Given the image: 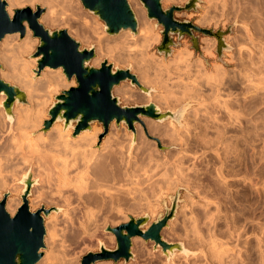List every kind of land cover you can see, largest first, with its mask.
Returning a JSON list of instances; mask_svg holds the SVG:
<instances>
[{"label":"rangeland","instance_id":"1","mask_svg":"<svg viewBox=\"0 0 264 264\" xmlns=\"http://www.w3.org/2000/svg\"><path fill=\"white\" fill-rule=\"evenodd\" d=\"M72 1L74 2L75 0H72ZM138 1L141 4L142 8H144V6L140 2V0H138ZM192 1L193 0H164L163 1V8L165 10L172 8L174 6L185 8L187 6V4H189ZM78 2L80 3V7L77 10V12L66 11V13H65V11H63L64 12L63 13L61 8L58 7V9H57L58 12L60 13L61 17H64L63 19H61V21L58 24H56L58 26H53L50 28L49 26H46L42 22H41V24H43L47 29H49L51 31L66 30V31H68V33L70 32L71 34H69V35L81 44V49H91V48L95 49V51H96V58L95 59L96 60L99 59L100 47L93 40H95L94 34H97V31L99 30L98 34L100 33L99 35H101V33H102L101 36H102L103 42H104V46L102 49L106 53V58L99 62L98 67H100L103 62L107 61L109 64L114 65L115 68H119V69H123V70H127V69L131 70V72L138 77L140 83L145 88L152 90V94L154 95L153 97L158 96V95H165L166 93L171 94L170 93L171 92L170 87L167 88L166 84L160 83V78L161 79L164 78L163 76H167V74L169 73L166 71L164 72L163 70H165V68H169V70L173 69L174 65L176 63V60H174L176 54L189 49L188 52L189 53L191 52L190 54H191L192 64L197 63V62H203V65H205L204 66L205 67L204 72L208 75V78H209L207 80V78H205V76H202V74L204 72H193L195 79L197 78V82H198L197 88H199V87L204 88L205 95L210 94L212 96L215 95V93H217L216 88H219L220 90H222L221 92L224 96H227L228 98L230 97V98L234 99L235 102H238L235 105V111H237L238 117L240 119L238 122H236L237 124H235V122H231L228 119V117H226L225 115L224 116L221 115L222 116L221 119H223L224 122L221 121V122H218L217 124L212 125V124H209L210 120L203 113L202 109H204V106H201V104H199L194 98H191V97H193L192 95H189V94L186 95V94L182 93V95L179 94V95H176L174 97L172 96L173 98L171 101L164 102V101L154 100L151 97L147 96L144 92H142V90L138 86H132L130 81L121 83L118 87L126 86L133 92V96L131 97V99L126 100L124 97L118 95L115 92V89L117 87L114 89V95L120 99V104L123 107L142 106V105H147L149 103H154L162 110V112L166 113V112H170V111L171 112H177L178 110H180L181 108H183L185 106L186 107L185 115H184L183 119L181 120V124L180 125L177 124V125L181 128L182 135L185 134V121L186 120L192 124V127H191L192 132L195 131L196 129H197L196 131L199 130L198 132L195 131V133H200V135H198L199 137H195V135L193 133V135H194L193 136L194 137L193 138V144H196V146L192 145L191 147H189L188 148L189 151L191 148V152H189L188 150H184L182 145L180 146V142L179 143L178 142L177 143L176 142L175 143H165L167 138H165L164 136H159V137L156 136V134L154 132V128L162 127L163 129H168L170 127V122L172 121L171 119H168V120L160 123L154 119L142 117L141 118L142 122L136 123L134 125V129H131L126 123H121L120 125H118L117 122H113L114 125L116 124L115 130H117L116 133L121 136V138H122L121 140H123V141L125 139L127 140V138H129L128 135L134 136L133 139L128 144L129 145L133 144V150L135 153H136V150H135L136 147L143 145V143H145L149 147V148L147 147L145 152H141V154L138 153V154L133 155L134 159L132 160V162H134V163H132L133 169L132 168L131 169L133 171L132 170L131 171L132 172L137 171V172L132 173L130 171L129 173H132V175L130 174V176H132V178H134L135 177L134 174H136L135 179H130V176L128 175V178L130 179V181H128L126 179V177H124L126 182L124 180V182L122 183V181H123L122 180L120 182L118 181L120 184L116 181H115V183H118V184L113 183V185H115L117 187H112V188H115L113 191L114 193H112V195L114 194L113 196H115V194L118 195L120 193L122 194V192L125 193V195L124 194L123 195L127 196L128 198L130 197V198L126 199V197H125L124 199L127 201H125L124 199H123V201L126 204H128L130 202L129 205H131V206L128 207L126 205V207L123 208L125 206V204L123 206L119 205L118 207L121 206V211H120L119 208L117 209V206H116L117 204H116L115 206H116L117 211H116V209H114L115 211H113V213L116 212L114 216L116 217L117 212L120 211L118 216L115 218L116 221H114L113 223L109 222V224L107 226H104V228L103 227H101V229L99 228L98 232L92 238L91 237L90 238L89 237H85V238L82 237L81 238L82 240L86 239L87 245L84 246L82 244L83 246L80 245L81 247L77 246V244L75 245V242H76L75 239L76 238H74V237H76L78 224H76L77 222L74 220V217L70 216V217H72V218H70V219H72V222H71V220L67 221V219L63 220L62 213H64L65 207H63L62 211H60L58 213H56V212L52 213L49 217L55 216V219L57 222L56 223V229H57L56 238L57 239H55V242H57V243L54 242L55 246L54 245L53 246H54V249L58 245L60 246V247H57L58 249L56 248L55 253L58 254L59 256H60V254H62V255L64 254L65 256L67 255V257L70 256L71 259L74 258L72 260L74 262H76V264H81L83 257L86 256L88 253L100 252L101 244H104V245L106 244L105 246L107 249L115 250L117 248L116 237L112 233L107 232V229L109 227L115 228V227H118L122 224L128 223L130 221L131 217L141 218V217L149 216L150 217V223L146 227V228H148L161 215L166 214V209L171 208L173 198L176 196V194L178 192H180V203H179V207H178L176 217L174 220L170 221L168 227H166L162 231V236H163L164 240H166L167 242L183 243L186 246V248L192 252L191 255L185 256V255L181 254L180 252H177L170 259L171 260L170 261L163 254L162 249L160 247L156 250L154 247L155 244L153 242H146L144 239L137 237L133 240L132 252L134 254V258L132 260H130L129 262H125L124 260H121L119 262H114L113 260H108V261L97 262L96 264H162V262H165V261H166L165 262L166 264H170V262L174 263L175 261L178 260L179 257H177V256L179 254H181V256L188 259L189 260L188 263H192L193 261H195L194 259H196L198 257H202V259H204V256H201V255H204V252L206 251V247L199 246L200 244H199L198 240L196 239V237L192 235L193 233L190 232L191 230L187 229V228L191 229V220L192 219L191 220H188V219L193 218V217H191V215L193 216V212H194V218H198L200 220V222L198 220L197 225L199 226L198 230H199V232H201V234H204V233L208 234L207 230H211L210 229L211 227H213V228L218 227L215 230L217 232H219L218 234L222 238H224V239L226 238V240H228L227 238H229V240H231L230 241L231 243L236 241V243L241 244V245L236 246V248H239V246L241 247V248H239L240 251H239V249H236V248L234 250V252L236 254L237 253L240 254L241 258H243V259H240L241 264H252V263L253 264H264V94H263L264 93V87H263L264 86V80H263V82L262 81H260V83L258 82L259 86L262 85L261 87H257V85L254 86V83H252V81L253 82L255 81V83L257 84V81L262 80V78H264L263 77L264 72H262V71H264V53L262 52V51H264V0H242V1L241 0H232V1L231 0H229V1L228 0H198L196 10L187 11L184 9L181 12H176L175 18H176V20H178L180 22H185V21L191 22L195 26H197L201 29L212 31L214 33V35L219 33V32H222L224 42L230 48H224L220 51L219 40L216 36H210V35H206L202 32L192 31V33H193L192 36L185 35L181 39L178 38V35L172 36V39L174 41V46L170 47L171 53L169 56H166L165 52L161 53L159 50V48L162 46V43H163L164 28H163V26L159 25L157 20H150L148 18V13H147L145 8H144V10H145V14H146V19L148 18L147 20H149L153 23V34L155 35V38L157 36L160 37L159 41L154 42V46L148 50H146L144 45L135 43L136 42L135 39L136 40L140 39L139 34L136 36V38L134 40H131V38H129L127 36V35H133V33L131 31L122 32L121 34L116 35V36H110L105 30V23L101 19H99L97 16H95V15L91 14L90 12H88L87 10H85V8H84L83 4L80 2V0H78ZM231 2H232V4H231ZM238 2H239V4H238ZM249 3H250V5H249ZM130 4L133 7V4L131 2H130ZM44 5L45 4H42V3L23 4L21 6H18L14 10L12 17L14 16L16 10L31 8L33 11H37V7L44 9L45 12L42 15V16H44L49 9V6H47V5L44 6ZM225 5H227V6L224 7ZM244 6H245V9H244ZM236 8H237V10H236ZM238 8H239V11H238ZM257 9L260 10V12L262 13V16H263V17H261L262 19H260L259 22H258V19L254 18V16H255L254 14H255V11ZM252 11H254V12H252ZM67 12L69 14L71 13L73 15L74 19L71 18L72 15L71 16L68 15ZM82 12H83V14H82ZM250 12H252L253 14L251 15ZM246 13H248V14H246ZM78 14H80V15H78ZM76 15L79 17H77ZM83 15H85L84 18H83ZM68 16H70V18ZM41 19H42V17H41ZM63 20H64V22H63ZM243 20L246 23H249L248 26L244 27L245 24H244ZM70 22H71V24H70ZM75 24H76V26H75ZM93 26L95 28H93ZM242 26L244 27L245 30L243 29ZM96 27H97V29H96ZM225 27H227V28H225ZM70 28H72V29H70ZM70 30H72L73 32ZM251 30H252V32H251ZM28 31L31 33V39L37 40L35 47L33 46L34 48L30 52H28V53L26 52V54L25 53L23 55L18 54L20 56L19 58H17L15 53H13L12 51H10V53L7 52L6 56L9 58V62L14 64V65L19 66L22 63H25V64H27V66H30L31 67V74L34 75V77H36V74L34 73V71L38 69V59L35 58V54L37 52L38 46L40 45V40L37 38H34L33 32L31 30H29V28H28ZM248 32H250V34H251L249 36L247 35V39L249 41V45H248L249 47L248 48H250V46H252V44L254 43L255 49H253L254 52H252V53H254V54L252 57H255V58H253V60H252V58H248L249 56L246 55L245 58L248 56L247 57L248 59L247 58L244 59L245 61L242 60V61L236 62V63L234 61L231 62L229 60V58L227 57V54L228 53H231V54L232 53H238V46L232 42L227 41V38H229L231 36H237V35H241V36L244 35V37H246V34ZM15 35L18 36L19 43L24 42L25 39L27 38V34L24 37H21L20 34H15ZM11 36H14V35H9L8 37H11ZM96 36H98V35H96ZM251 36H252V38H250ZM10 39L11 38H5L4 41L0 44V58H1L2 50L5 51L10 46L14 45V43H12ZM257 39L258 40L260 39V40L258 41ZM211 40H213L212 43L214 41L216 43V45L211 49L212 54L206 52L204 49L205 46L209 45V42ZM28 41H31V40H28ZM244 41H247V40H244ZM253 41H257V42H253ZM255 45H256V47H255ZM207 53H208V55H207ZM260 57H262V59ZM95 59L93 61H96ZM258 59H260V60H258ZM156 60L160 61V62H157ZM261 60H262V62H261ZM93 61L90 63L91 66H93V63H94ZM258 62H259V66H258L259 70L256 68L258 65ZM0 64L2 66L1 70L3 72L6 71L4 68V67H6L5 61L0 59ZM244 65H247V66L244 67ZM248 65H251V66L248 67ZM254 65H255V67H254ZM156 66H158V67H156ZM216 66H220V69L223 70L220 75H217ZM250 67H251V69H250ZM253 69L255 71H253ZM58 70H61V72H63V75H64L63 69H58ZM150 70H152V71H150ZM46 71H56V70L47 68L46 70H44L41 73V75L39 77L35 78V80H39L40 78H42L44 76V73H47ZM170 73H173V72L171 71ZM258 73L259 74L262 73V75L260 74V76H259ZM250 74H253V75H250ZM254 74H256V76ZM0 75H1V72H0ZM161 75H163V76H161ZM246 76H250V77H246ZM64 77H65L67 83L74 82L75 85L70 86L69 88L59 87L57 92H54L52 94L51 100L49 99L50 101L48 102V104H46L44 106V109L48 111L47 117L44 118V122H43L44 130L46 129L45 123L47 121L51 120V117L49 115V110H50L51 106L55 103V101H56L55 98L59 95H62L64 91H68L72 88L78 87V84H77L75 78L72 79V81H68V79L66 78L65 75H64ZM253 77L255 78V80ZM257 77H258V79L261 77L262 78L258 80ZM149 81H151V82H149ZM220 81H222V82H220ZM13 82L14 81H12V80L9 81V83H11L12 85L18 86L21 89V86L19 83L17 84L16 82H14V83ZM261 82H262V84H261ZM222 84H224V85H222ZM213 85H215V86H213ZM217 85H220V86L217 87ZM258 89H259V91H258ZM21 90H23L25 92V90L23 88ZM167 90H168V92H167ZM223 92H225V93H223ZM26 95H27V93H26ZM261 95H263V96H261ZM139 96L144 97L146 100L147 99L148 100L146 102L141 103V102H139V99H138ZM178 97H179V99H178ZM158 101L160 104L158 103ZM258 101H259V103H258ZM27 104H29V102L26 103L25 105H27ZM16 107L17 106H15V108ZM15 108H14V116H16ZM195 110L196 111L198 110V112L200 110V112H199L200 114L198 112L196 113ZM196 114L201 116V117L197 116ZM195 116L198 120L195 118ZM4 118H5V121H4ZM15 119H16V117H15ZM195 120H197V121H195ZM0 121L3 122L4 124H6V126H8V121L6 120V116L4 113H3V117L2 118L0 117ZM14 123H15V121H14ZM96 123H99V122H96ZM112 124L110 125L108 131L106 132L104 125L102 123H99L100 128L102 130H101V133L98 135V140H97L98 145L95 146V149L99 150L102 147L104 141L111 135V133L113 132ZM234 124H235V126H234ZM73 125H72V128H73L72 130H73V136H74V134H75L74 128L77 126V123L74 122ZM210 125H211V127H210ZM217 125H219V126H217ZM193 126H196V127L193 128ZM208 127L211 129H208ZM218 127H223V128H218ZM224 127H226V128H224ZM203 129H205V130H203ZM217 129L220 130L219 138H217L218 136L216 134ZM49 130H47V131H49ZM237 131H239V132H237ZM201 133H202V135H201ZM37 134H38V132H36V135ZM222 135H224L225 137L224 136L221 137ZM136 138H137V140H136ZM221 138H223V139H221ZM202 141H203V143H202ZM204 142H207V143H204ZM221 142H225V143H222L224 146L221 144ZM217 143L221 144V145H219V144L217 145L218 146V148H217L218 154L213 153V152H216V150L214 151L213 149L215 148ZM134 146H136V147H134ZM150 147H152V148L150 149ZM210 147H211V149H210ZM223 147H225V148H223ZM181 148H183L184 151ZM185 151H187L188 153ZM223 151H225V152H223ZM177 153H179V154H177ZM152 154H153V156H152ZM175 154H177V156ZM194 154H195V156H194ZM226 154H228V156ZM36 155L37 154L33 155L32 157L34 158V156H35V159L37 157H40L39 155H37V157H36ZM136 155L137 156L139 155V156H138V158L136 157V159H135L134 156H136ZM44 156L48 157L47 154L46 155L44 154ZM173 156L174 157L176 156V157L173 159ZM154 158H155V160H154ZM209 160H210V163H209ZM158 161H160V162H158ZM219 161H220V163H219ZM217 162L219 163V165L217 164ZM177 163L179 164V166H181V165L185 166V168L182 167V169H181L179 167V169H180L179 170ZM180 163H186V164L180 165ZM136 164L137 165L139 164V165L137 166ZM174 164L176 165V167ZM188 164H189V167L191 165H193L190 167L191 169L188 167ZM220 164L221 165L223 164V166H222L223 168L222 167L221 168L216 167V166H220ZM135 165L138 168H136ZM163 166L165 168H163ZM195 166H197V167H195ZM18 167H20V168H18ZM18 167L16 168L17 169L16 173L17 172L19 173V177H16V178L22 179V176H24L29 171L28 170L29 168H26L27 166L24 164L23 165L20 164ZM146 167L149 168L148 171L146 170L147 169ZM170 167H172V168H170ZM214 167H215V169H218V170H214ZM174 168H176V169H174ZM19 169H20V171H19ZM150 169H151V172H150ZM165 169H166V172H168V173L165 172ZM186 169H189V171L188 170L186 171ZM221 169H224V170H222V172L224 174H227V175H225V179L223 178L224 181L226 182V177H227V182L225 183L226 187L224 186V182L221 181V180H223L222 177L218 176L220 174L223 175V173L220 172ZM226 169H229V170H226ZM178 170H179V172L181 171L180 172L181 174L177 173ZM182 170L185 172L183 173ZM194 170L197 171V174L195 173L196 171L194 172ZM143 171H145L147 173H145V172L143 173ZM171 171H173V172L176 171V172L171 173ZM190 171H192V172H190ZM215 171L218 172V174ZM225 171H227V172H225ZM230 171H232V173H230ZM152 172H153V174H151ZM18 173L16 174L17 176H18ZM161 173L166 174L168 176V178L166 175L164 176ZM20 174H21V176H20ZM182 174L184 175V178H182L183 177ZM190 174H192V175H190ZM229 174H231V175L229 176ZM150 175L153 177L151 178ZM157 176H158V179L155 178ZM161 176H162V178H161ZM180 176H181L182 180L184 179V181H185V179H186V181H185L186 183L181 180ZM190 176H192L193 178ZM199 176L200 177L204 176V177L199 178ZM239 176L241 178H238ZM169 177H170V180H169ZM173 177H176V178H173ZM136 178H139V179H136ZM140 178H142V179H140ZM217 178H221V179H217ZM231 178H233V179H231ZM37 179H38V181L40 180V182L36 185V187L44 188L47 185L46 189H47V187L49 188L48 183H46V185H45V183L44 184L41 183L40 177H37ZM166 179H168V180H166ZM196 179L198 181V184H197V182L194 184V182L192 181V180L196 181ZM199 179H202L203 181L201 180L202 182H200ZM141 182H142V184H141ZM171 182L173 183V185ZM124 183H127L128 186L126 184L124 185ZM192 183L194 184L193 187H192V185H193ZM199 183H201V184H199ZM229 183H231V184H229ZM18 184H21V183L18 182ZM41 184L44 185V187ZM121 184H123V185L120 186ZM196 185H198V186H196ZM21 186H22V184H21ZM50 187L52 189H54V187H52L51 185H50ZM120 187H122V188L120 189ZM141 187L143 188V190ZM34 188H35V186H34ZM34 188L32 190V193H34L33 192ZM51 188H50V190L48 189V191H50V192L53 191V190H51ZM116 188L118 190H116ZM123 188H124V190L125 189L130 190L132 188L133 189L131 191L125 190V192H124ZM196 189H198V190H196ZM133 190H134V192H133ZM23 191H24V189H23ZM23 191L21 192V195H22ZM138 191L139 192L141 191V193H143V194H141V196H140L139 195L140 193ZM198 191H200V192H198ZM206 191H207V193H206ZM127 192L129 194H127ZM204 192L206 195L203 194ZM6 193H9V191L5 190L3 192V194L0 197V201L3 199V197ZM201 194H203V195H201ZM11 195L12 194L10 193V197H11ZM129 195H131V196H129ZM220 195H222L223 197ZM142 196H144V197H142ZM32 197H33V194L30 196V198H32ZM117 197L118 196H116V198ZM187 197H189V198L187 199ZM202 197H204V198H202ZM141 198H143V199H141ZM207 198H208V200H207ZM49 199H47V201H44L43 202L44 205L42 204L37 210L41 209L42 207H45L46 209L59 208V206L56 205L55 203H50L52 200L50 201ZM117 199H119V202L121 204L124 203V202L120 201V200H122V198H117ZM210 199H212V200H210ZM128 200H131V201L128 202ZM190 201L192 202V204ZM207 201L209 203H212L210 205L209 209L206 210V211L210 210L207 213H208V215L210 214L209 215L210 221H211V219H214V220H212V223L208 222L209 221V220H207L208 215L206 217L205 214H203V212H205V211H201L197 207L198 205L206 203ZM29 202H30V200H29ZM45 203H47V204H45ZM117 203H118V200H117ZM120 203H118V204H120ZM214 203H216V204H214ZM215 205H218V206H215ZM194 206L196 208H194ZM196 209H198L200 211L197 212L198 210L196 211ZM37 210H35V211H37ZM190 211H192V212H190ZM200 212H202V214ZM195 213L197 215H195ZM198 213H200L201 215L198 216ZM184 214H187V215L184 216ZM119 215L122 216L123 218L120 217ZM189 215H190V217H189ZM124 216L126 219L124 218ZM212 216H214V217L211 218ZM184 217H185V219H187V218L188 219L185 220ZM202 217H203V219H202ZM229 217H232V218H229ZM48 218H46V221H48ZM112 219L114 220V218H112ZM225 220H227V221H225ZM213 221L215 222V224L213 223ZM229 222H233V223L231 224ZM200 223H202V224L200 225ZM208 223L210 225L211 224L212 225L210 226ZM226 223H227V226H226ZM235 223L237 224V226ZM228 225L230 228L229 230H228ZM232 225H234V227ZM176 226H177V228H176ZM184 226H186L187 228ZM231 226L233 229L231 228ZM73 228H74V230H73ZM236 228H238V231ZM46 230H47V228H46ZM186 230L189 231L188 234L185 233V232H187ZM230 230H231V232H230ZM240 230H241V232H240ZM220 231H221V233H220ZM232 231H234V232L236 231V233H235L236 235L240 232V235L242 234L243 236L241 235V237L239 236V238H237L238 236H235V234H234L233 236H235V237H233L231 235L232 236V239H231L229 234L233 233ZM70 233H72L73 235ZM189 233H191V234H189ZM61 234L63 236H61ZM176 234H177V236H176ZM207 234H205V235H207ZM70 235H72V236H70ZM186 235H188V236H186ZM184 236H186V237H184ZM63 237H64V239H63ZM72 237L74 238V240ZM102 237H103V239H102ZM104 237L106 238V240L110 241V245H107L106 240H104ZM46 238H48V233L46 235ZM187 238H189V239H187ZM235 238H237V239H235ZM58 239H59V241H58ZM60 239H63V241ZM237 240H238V242H237ZM46 241L47 240H45V248L42 249V252L44 254L43 258L45 257L46 253L49 250L48 245L46 244L47 243ZM60 241H61V243H60ZM184 241H185V243H184ZM189 241L190 242L192 241V242L190 243ZM193 241L196 242V246H195V242H193ZM62 242H65V243H62ZM71 242H72V244L74 243L73 244L74 246L71 244ZM89 242L91 245H88ZM236 243H233V244L235 245ZM61 244L63 247L61 246ZM233 244H231V245L234 246ZM64 246L68 247V249L66 247L64 248ZM75 247H77L78 249ZM201 247H203V248H201ZM59 248H60V250L65 249V250H61L64 253H62L59 250ZM69 251L74 255H72ZM236 251H239L240 253L236 252ZM69 254H71L72 256ZM150 254H152V255H150ZM58 255H57V257H58ZM62 257L63 256H61V259H62ZM70 257H68V258H70ZM190 257H192V258H190ZM150 258H152V259H150ZM190 259H192V260H190ZM155 260H156V262H155ZM204 261H205V259H204Z\"/></svg>","mask_w":264,"mask_h":264},{"label":"bare ground","instance_id":"2","mask_svg":"<svg viewBox=\"0 0 264 264\" xmlns=\"http://www.w3.org/2000/svg\"><path fill=\"white\" fill-rule=\"evenodd\" d=\"M132 4H133V10L134 13L138 19L139 22V37L140 39H135L137 35H127L129 38H131V40L135 39V43L137 44H142L145 46L146 50L150 49L151 47L154 46V42H158L160 37L157 36L155 38V35L153 34V23L149 20L146 19V14H145V10L144 8H142L141 4L139 3L138 0H129ZM229 1V0H228ZM232 1V0H231ZM242 1V0H241ZM8 2V12L10 13V15L12 16L14 10L18 7L21 6L23 4H36V3H42L45 4L47 6H49V9L47 11V13L42 16V19L40 20V23H44L46 26H49L50 28L53 26H58L56 24H58L61 19H63L64 17H61L60 13L58 12V7L61 8L62 12L65 11H72V12H77V10L80 7V3L78 2V0H75L74 2L72 0H7ZM81 2V1H80ZM248 2V1H247ZM250 2V1H249ZM259 2V1H258ZM244 3V2H243ZM255 3V2H254ZM230 4V3H229ZM228 4V5H229ZM232 4V2H231ZM239 4V2H238ZM260 4V3H259ZM258 4V5H259ZM44 5V6H45ZM234 5V4H233ZM250 5V3H249ZM227 5H225L224 7H226ZM232 6V5H231ZM243 6V5H242ZM233 7V6H232ZM253 7V6H252ZM251 7V8H252ZM260 7V6H259ZM228 8V7H227ZM249 8V7H248ZM245 9V6H244ZM250 9V8H249ZM225 10V9H224ZM237 10V8H236ZM241 10V9H240ZM226 11V10H225ZM228 11V10H227ZM239 11V8H238ZM245 11V10H244ZM237 12V11H236ZM254 12V11H252ZM252 12L251 15L253 14ZM64 13V12H63ZM228 13V12H227ZM238 13V12H237ZM68 15H72L71 13L69 14L67 12ZM74 14V13H73ZM83 14V12H82ZM231 14V13H230ZM239 14V13H238ZM245 14V13H244ZM248 14V13H246ZM80 15V14H78ZM242 15V14H241ZM254 18L258 19V22L260 19H262V13L260 12V10H256L255 14H254ZM65 16V15H64ZM70 16H68L70 18ZM77 16V15H76ZM85 15H83L84 18ZM67 17V16H66ZM79 17V16H77ZM73 15H72V17ZM233 18V17H232ZM247 18V17H246ZM78 19V18H77ZM80 19V18H79ZM234 19V18H233ZM249 19V18H248ZM66 20V19H65ZM245 20V19H244ZM243 20V21H244ZM85 21V20H84ZM88 21V20H87ZM232 21V20H231ZM64 22V20H63ZM89 22V21H88ZM248 22V21H247ZM251 22V21H250ZM71 24V22H70ZM96 24V23H95ZM231 24V23H230ZM244 27L248 26L249 23H246L244 21ZM62 25V24H61ZM60 26V25H59ZM66 26V25H65ZM72 26V25H71ZM70 26V27H71ZM76 26V24H75ZM239 26V25H238ZM252 26V25H251ZM62 27V26H61ZM92 27V26H91ZM243 27V26H242ZM243 27V29H244ZM93 28H95L93 26ZM227 28V27H225ZM241 28V27H240ZM72 29V28H70ZM74 29V28H73ZM77 29V28H76ZM97 29V27H96ZM78 30V29H77ZM93 30V29H92ZM241 30V29H240ZM245 30V29H244ZM72 31V30H70ZM261 31V30H260ZM73 32V31H72ZM93 32V31H92ZM95 32V31H94ZM99 30L97 31V34H94V39L93 41H95L99 47H100V51H99V59H95L96 61H93V66L98 67L99 62L102 61L103 59L106 58V53L104 52V50L102 49L104 46V42H103V38H102V33L101 35L98 34ZM237 32V31H236ZM252 32V30H251ZM263 32V31H262ZM75 33V32H74ZM81 33V32H80ZM105 33V32H104ZM241 33V32H240ZM69 34H71L69 32ZM85 34V33H84ZM239 34V33H238ZM242 34V33H241ZM76 35V34H75ZM82 35V34H81ZM98 35V36H96ZM247 35H251L250 32H248L246 34V37L241 36V35H237V36H231L229 38H227V41L232 42L234 44H236L238 46V53H228L227 57L229 58V60L232 62L234 61L236 62H240L244 59H246L248 56V58H255L252 57L254 53V43L252 44V46H250V48H248L249 46V41L247 39ZM254 35V34H253ZM256 35V34H255ZM259 35V34H258ZM9 36V35H8ZM6 36V38H11V42L14 43L13 46H10L9 48H7L5 51L2 50L1 53V60L5 61V70L6 71H0L1 72V78L3 80H5L6 82H9L10 80L16 82L17 84L19 83L21 86V89L23 88L25 90V92L27 93V98H28V102L29 104L25 105V104H18L17 107L15 108V114H16V119H15V123L14 124H10L8 122V126H6V124H4L3 122L0 121V197L3 194V192L5 190L9 191V193H11V197L8 199L7 202V211L13 216L15 215V213L17 212V210L20 208V206L22 205V198H21V192L23 191V189H25V185L18 184V182H21L23 179H17L16 177H19V173L18 176L16 175V171H17V167L21 164V165H26V168H29L28 170H31L33 173V179L32 181L35 182H40V180L38 181L37 177L41 178V183H48L49 188L46 186L44 187V185H42L44 188L42 187H36V184H34L35 188H34V193L33 197L30 198V209L32 212H34L35 210H37L44 201H47V199H49L51 202L50 203H55L56 205L59 206V209L62 211V208L65 207L64 213H62L63 216V220L67 219V221L71 220L72 222V217H74V220L77 222L76 224H78L77 226V232H76V242L75 245L77 244V246L80 245H87L86 244V239H81L82 237H93L99 230V228L101 229V227L104 228V226H107L110 223H113L114 221H116V217L118 216L119 212L121 211V206L118 207L119 205H124L125 206L123 208L126 207V205L129 207L131 205L128 200V204H126L123 199L126 197V199L128 198L127 196H124L125 193L122 192V194H115V196L112 195V193H114V189L112 187H117L115 185H113V183L116 182H120L122 181V183L124 182L125 178L130 181V179H135L136 174L134 178H132V176H130V174L132 175V173H136V172H132L133 168H132V160L133 155L138 154L141 152H145V150L147 149L148 145H146L145 143H143V145L136 147V153L133 150V144L129 145L128 143H130V141L133 139V135H128L129 138H127V140L125 139L124 141L121 140V136L118 135L116 133L117 130H115V125L114 123L112 124V128H113V132L111 133V135L104 141L103 145H102V149L97 150L95 149V146L98 145L97 140H98V135L101 133V128L99 123H94L91 127L90 130H86L83 131L80 135L78 136H73V128H65L64 126V121H57L52 128L49 131H45L44 130V126H43V122H44V118L47 117V110L44 109V106L46 104H48V102L51 100L52 94L54 92H57L59 87H63V88H69L70 86L75 85L74 82L71 83H67L66 79L63 75V72H61V70H56V71H46L47 73H44V76L42 78H40L39 80H35L34 75L31 74V67L27 66V64L22 63L21 65L17 66L14 65L12 63L9 62V58L6 56L7 52L10 53V51H12L13 53H15L16 57L19 58V55H23L24 53L26 54V52H30L36 45L37 40H32L31 39V33L29 31H27V38L25 39L24 42L19 43V39L17 35L8 37ZM259 37V36H258ZM252 38V36L250 37ZM249 38V39H250ZM92 39V38H91ZM31 40V41H28ZM247 40V41H244ZM251 40V39H250ZM258 40V39H257ZM260 40V39H259ZM258 40V41H259ZM213 40H211L209 42L208 46H205L204 49L206 52L212 54L211 49L216 45L215 41L212 43ZM252 41V40H251ZM262 41V40H261ZM253 42H257V41H253ZM263 42V41H262ZM251 44V43H250ZM260 45V44H259ZM262 45V44H261ZM34 46V47H33ZM256 47V45H255ZM187 49V48H186ZM189 50V49H188ZM188 50L186 51H182L178 54H176L174 60H176V63L174 65V68L169 70V68H165V70H163L164 72H169L167 74V76H163L164 78H160V83L161 84H166L167 88L170 87L171 90V94L166 93L165 95H158L153 97L154 95L152 94L151 97L154 100H159V101H164V102H169L172 100V98L176 95H179L182 93L183 94H189L192 95L199 104H201V106H204L203 113L204 115L210 120L209 124H217L218 122H224L223 119H221L222 116H226L228 117V119L231 122H235V124H237L236 122L239 121V117H238V113L237 111H235V105L238 102H235L234 99L232 98H228L227 96H224L222 94V90H220L219 88L217 89V93H215V95H205V91L204 88H197L198 87V82H197V78L195 79L193 72H204L205 71V65H203V62H197V63H193L191 62V52L189 53ZM262 51V50H261ZM264 53V51H262ZM207 53V55H208ZM19 54V55H18ZM248 55L246 58L245 56ZM13 56V55H12ZM108 57V56H107ZM154 57V56H153ZM247 58V59H248ZM258 58V57H257ZM262 59V57H260ZM108 59V58H107ZM260 60V59H258ZM16 61V60H15ZM157 61V60H156ZM245 61V60H244ZM160 62V61H157ZM227 62V61H226ZM253 62V61H252ZM251 62V63H252ZM262 62V60H261ZM164 63V62H163ZM168 63V62H167ZM229 63V62H228ZM247 63V62H246ZM242 64V63H241ZM255 64V63H254ZM261 64V63H260ZM217 65V64H216ZM164 66V65H163ZM247 65H244V67ZM251 65H248V67ZM253 66V65H252ZM259 66V62L257 65V69ZM148 67V66H147ZM158 67V66H156ZM167 67V66H166ZM243 67V68H244ZM255 67V65H254ZM164 68V67H163ZM197 68V69H196ZM253 68V67H252ZM255 68V69H256ZM263 68V67H262ZM156 69V68H155ZM251 69V67H250ZM256 69V70H257ZM249 70V69H248ZM259 70V69H258ZM257 70V71H258ZM152 71V70H150ZM173 73H170V72ZM223 70L220 69V66H216V72L217 75H220L222 73ZM253 71H255L253 69ZM210 72V71H209ZM245 72V71H244ZM248 72V71H247ZM250 72V71H249ZM259 72V71H258ZM264 72V71H262ZM243 73V72H242ZM256 73V72H255ZM204 74V75H203ZM202 74V76H205V78H208V75L204 72ZM248 74V73H247ZM259 74V73H258ZM262 75V73H260ZM259 74V76H260ZM264 74V73H263ZM210 75V74H209ZM226 75V74H225ZM243 75V74H242ZM245 75V74H244ZM253 75V74H250ZM256 76V74H254ZM216 76V75H215ZM258 76V75H257ZM210 77V76H209ZM217 77V76H216ZM246 77H250V76H246ZM264 77V76H263ZM148 78V77H147ZM254 78V77H253ZM262 78V77H261ZM259 78V79H261ZM215 79V78H214ZM258 79V77H257ZM258 79V80H259ZM204 80V79H203ZM216 80V79H215ZM218 80V79H217ZM220 80V79H219ZM222 80V79H221ZM253 80V79H252ZM251 80V81H252ZM255 80V78H254ZM264 78H262V80L257 81V84L255 83V81L252 83H254V86L257 85V87H261L258 84L260 83V81L263 82ZM159 81V80H158ZM13 82V83H14ZM151 82V81H149ZM219 82V81H218ZM222 82V81H220ZM248 82V81H247ZM250 82V81H249ZM259 82V83H258ZM261 82V84H262ZM221 84V83H220ZM224 85V84H222ZM165 86V87H166ZM200 86V85H199ZM215 86V85H213ZM220 85H217V87ZM203 87V86H202ZM264 87V86H263ZM261 89V88H260ZM211 91V90H210ZM225 91V90H224ZM255 91V90H254ZM259 91V89H258ZM263 91V90H262ZM115 92L124 97L126 100L131 99V97L133 96V92L126 86H121V87H117L115 89ZM168 92V90H167ZM165 93V92H164ZM225 93V92H223ZM228 93V92H227ZM264 94V93H263ZM148 96V95H147ZM173 96V97H172ZM234 96V95H233ZM263 96V95H261ZM182 97V96H181ZM226 97V98H225ZM176 98V97H175ZM189 98V97H188ZM190 98V99H191ZM6 97L4 95H2L0 97V117H3V113L6 116L5 113V109L3 108V102L5 101ZM50 99V100H49ZM139 102L143 103L146 102L147 100L144 97L139 96ZM177 99V98H176ZM179 99V97H178ZM237 99V98H236ZM150 100V99H149ZM261 100V99H260ZM158 101V103H159ZM178 101V100H177ZM192 101V100H191ZM190 101V102H191ZM162 103V102H161ZM259 103V101H258ZM160 104V103H159ZM169 104V103H168ZM157 106V105H156ZM170 106V105H169ZM175 106V105H174ZM197 106V105H196ZM166 107V106H165ZM170 108V107H169ZM203 108V107H202ZM166 109V108H165ZM201 110V109H200ZM199 110V112H200ZM169 111V110H168ZM196 111V110H195ZM171 112V111H170ZM194 112V111H193ZM198 112V110L196 111V113ZM198 112V113H199ZM240 112V111H239ZM202 113V114H203ZM200 114V113H199ZM242 114V113H241ZM197 115V114H196ZM222 115V116H221ZM243 115V114H242ZM199 116V115H197ZM188 117V116H187ZM201 117V116H199ZM198 117V118H199ZM196 118V116H195ZM188 119V118H187ZM192 119V118H191ZM197 119V118H196ZM203 119V118H202ZM226 119V118H225ZM6 120H7V116H6ZM198 120V119H197ZM195 120V121H197ZM201 120V119H200ZM5 121V118H4ZM202 121V120H201ZM205 121V120H204ZM203 121V122H204ZM193 122V121H192ZM206 122V121H205ZM208 122V121H207ZM226 123V122H225ZM228 123V122H227ZM234 124V126H235ZM240 124V123H239ZM164 125V124H163ZM194 125V124H193ZM198 125V124H197ZM205 125V124H204ZM229 125V124H228ZM74 126V125H73ZM219 126V125H217ZM226 126V125H225ZM192 124L189 121H185V134L182 135L181 133V128L177 125V123L171 121L170 122V127L168 129H163L162 127H157L154 128V132L156 134V136H164L166 139L165 143H179L180 142V146L182 145L184 150H188L189 151V147H191L193 144V136L195 135V137H199L198 135H200V133H195V131L192 132ZM196 126H193V128ZM200 127V126H199ZM204 127V126H203ZM211 127V125H210ZM216 127V126H215ZM228 127V126H227ZM205 128V127H204ZM217 128V127H216ZM218 128H223V127H218ZM226 128V127H224ZM208 129H211L208 127ZM215 129V128H214ZM205 130V129H203ZM223 130V129H222ZM230 130V129H229ZM228 130V131H229ZM199 131V130H198ZM196 131V132H198ZM36 132H38V134L36 135ZM239 132V131H237ZM250 132V131H249ZM194 133V135H193ZM204 134V133H203ZM211 134V133H210ZM209 134V135H210ZM214 134V133H213ZM217 138H219V134H220V130L217 129ZM222 134V133H221ZM202 135V133H201ZM142 136V135H141ZM224 135H222L221 137H223ZM203 137V136H202ZM208 137V136H207ZM210 137V136H209ZM225 137V136H224ZM140 138V137H139ZM202 139V138H201ZM205 139V138H204ZM209 139V138H208ZM223 139V138H221ZM137 140V138H136ZM219 140V139H218ZM129 141V142H128ZM141 141V140H140ZM144 141V140H143ZM165 141V140H164ZM220 141V140H219ZM226 141V140H225ZM214 142V141H213ZM197 143V142H196ZM203 143V141H202ZM207 143V142H204ZM220 143V142H219ZM217 143L216 146L219 144ZM225 143V142H221ZM163 144V143H162ZM198 144V143H197ZM219 144V145H221ZM136 145V144H135ZM177 145V144H176ZM212 145V144H211ZM223 145V144H222ZM153 146V145H152ZM156 146V145H155ZM198 146V145H197ZM209 146V145H208ZM213 149L214 151L216 150V152L213 153H217L218 154V146ZM224 146V145H223ZM201 147V146H200ZM212 147V146H211ZM210 147V149H211ZM220 147V146H219ZM97 148V147H96ZM149 148V147H148ZM152 147H150L151 149ZM183 148H181L183 150ZM195 148V147H194ZM225 148V147H223ZM198 149V148H197ZM200 149V148H199ZM205 149V148H204ZM203 149V150H204ZM183 150V151H184ZM134 153H133V152ZM193 151V150H192ZM208 151V150H207ZM187 152V151H185ZM191 152V148L190 151ZM196 152V151H195ZM204 152V151H203ZM220 152V151H219ZM225 152V151H223ZM147 153V152H146ZM188 153V152H187ZM201 153V152H200ZM221 153V152H220ZM39 155L40 157H37L36 155V159L35 156L34 158L32 157L33 155ZM44 154L48 155L44 156ZM139 154V155H140ZM143 154V153H142ZM156 154V153H155ZM179 154V153H177ZM177 154H175L177 156ZM183 154V153H182ZM191 154V153H190ZM199 154V153H198ZM197 154V155H198ZM216 154V155H217ZM138 155V156H139ZM146 155V154H145ZM159 155V154H158ZM174 155V154H173ZM187 155V154H186ZM200 155V154H199ZM204 155V154H203ZM207 155V154H206ZM220 155V154H219ZM218 155V156H219ZM228 156V154H226ZM138 156H134L135 159L136 157L138 158ZM142 156V155H141ZM153 156V154H152ZM175 156V157H176ZM195 156V154H194ZM221 156V155H220ZM219 156V157H220ZM151 157V156H150ZM171 157V156H170ZM173 156V159L175 158ZM197 157V156H196ZM207 157V156H206ZM223 157V156H222ZM141 158V157H140ZM153 158V157H152ZM183 158V157H182ZM198 158V157H197ZM196 158V159H197ZM200 158V157H199ZM214 158V157H213ZM218 158V157H217ZM228 158V157H227ZM160 159V158H159ZM163 159V158H162ZM168 159V158H167ZM219 159V158H218ZM223 159V158H222ZM153 160V159H152ZM155 160V158H154ZM139 161V160H138ZM177 161V160H176ZM175 161V162H176ZM143 162V161H142ZM141 162V163H142ZM160 162V161H158ZM167 162V161H166ZM181 162V161H180ZM183 162V161H182ZM186 162V161H185ZM197 162V161H196ZM222 162V161H221ZM162 163V162H161ZM174 163V162H173ZM192 163V162H191ZM208 163V162H207ZM210 163V160H209ZM220 163V161H219ZM219 163L217 162V164L219 165ZM226 163V162H225ZM159 164V163H158ZM176 164V163H175ZM174 164V165H175ZM181 164H186V163H180ZM195 164V163H194ZM229 164V163H228ZM234 164V163H233ZM137 165V164H136ZM135 165V166H136ZM139 165V164H138ZM137 165V166H138ZM164 165V164H163ZM166 165V164H165ZM169 165V164H168ZM178 165V169L179 167L182 169V167L185 168V166ZM209 165V164H208ZM134 166V167H135ZM136 166V168H138ZM167 166V165H166ZM171 166V165H170ZM193 166V165H191ZM190 166V167H191ZM199 166V165H198ZM205 166V165H204ZM223 166V164L220 166H216L221 168ZM176 167V165H175ZM189 167V164H188ZM189 167V168H190ZM197 167V166H195ZM194 167V168H195ZM200 167V166H199ZM20 168V167H18ZM132 168V169H131ZM140 168V167H139ZM147 168V167H146ZM163 168H165L163 166ZM172 168V167H170ZM183 168V169H184ZM223 168V167H222ZM225 168V167H224ZM142 169V168H141ZM145 169V168H144ZM143 169V170H144ZM149 168H147L146 170L148 171ZM176 169V168H174ZM191 169V168H190ZM213 169V168H212ZM132 170V171H131ZM136 170V169H135ZM134 170V171H135ZM145 170V171H146ZM180 170V169H179ZM179 170L177 171V173L181 174L179 172ZM189 171V169H186V171ZM193 170V169H192ZM214 170H218L215 169ZM222 170L221 169V173ZM229 170V169H226ZM236 170V169H235ZM234 170V171H235ZM20 171V169H19ZM22 171V170H21ZM132 173H129V172ZM143 171V173L145 172ZM183 171V170H182ZM196 170H194L195 172ZM199 171V170H198ZM23 172V171H22ZM151 172V169H150ZM166 172V169H165ZM173 171H171L172 173ZM176 172V171H174ZM173 172V173H174ZM185 171H183L184 173ZM192 172V171H190ZM216 172V171H215ZM219 172V173H220ZM227 172V171H225ZM147 173V172H145ZM164 173V172H163ZM161 173V174H163ZM168 173V172H166ZM170 173V174H171ZM189 173V172H188ZM197 174V171L195 172ZM200 173V172H199ZM198 173V174H199ZM218 174V172H216ZM230 173H232V171H230ZM234 173V172H233ZM139 174V173H138ZM137 174V175H138ZM142 174V173H141ZM140 174V175H141ZM153 174V172L151 173ZM195 174V175H196ZM216 174V175H217ZM235 174V173H234ZM128 175L130 176V179L128 178ZM164 176L166 174H163ZM162 175V176H163ZM172 175V174H171ZM183 175V174H182ZM181 175V176H182ZM192 175V174H190ZM225 175L227 174H220L218 176H221L222 179H225ZM231 174H229L230 176ZM21 176V174H20ZM146 176V175H145ZM151 176V175H150ZM155 176V175H154ZM161 176V178H162ZM167 176V175H166ZM180 176V178H181ZM186 176V175H185ZM224 176V177H223ZM153 176H151L152 178ZM172 177V176H171ZM178 177V176H177ZM192 177V176H190ZM204 177V176H202ZM199 176V178H202ZM23 178V176H22ZM150 178V177H149ZM156 179H158V176L155 177ZM154 178V179H155ZM164 178V177H163ZM168 178V176H167ZM176 178V177H173ZM172 178V179H173ZM184 178V175L183 177ZM181 178V180H182ZM187 178V177H186ZM193 178V177H192ZM191 178V179H192ZM197 178V177H196ZM229 178V177H228ZM235 178V177H234ZM238 178H241L240 176ZM139 179V178H136ZM142 179V178H140ZM195 179V178H194ZM217 179H221V178H217ZM223 180H221L222 182H224V186L226 187L225 183L227 182V177H226V182ZM233 179V178H231ZM148 180V179H147ZM150 180V179H149ZM168 180V179H166ZM170 180V177H169ZM177 180V179H176ZM175 180V181H176ZM188 180V179H187ZM200 182H202V179H199ZM202 180V181H201ZM229 180V179H228ZM151 181V180H150ZM153 181V180H152ZM159 181V180H158ZM165 181V180H164ZM163 181V182H164ZM172 181V180H171ZM184 181V179L182 180ZM186 181V179H185ZM184 181V182H185ZM194 182V184L198 181L196 179L192 180ZM220 181V180H219ZM230 181V180H229ZM118 182V183H119ZM126 182V180H125ZM136 182V181H135ZM169 182V181H168ZM115 183V184H118ZM150 183V182H149ZM172 183V182H171ZM182 183V182H181ZM186 183V182H185ZM120 184V183H119ZM127 185V183H124V185ZM142 184V182H141ZM161 184V183H160ZM167 184V183H166ZM177 184V183H176ZM193 184V183H192ZM194 184L192 185V187L194 186ZM201 184V183H199ZM205 184V183H204ZM210 184V183H209ZM231 184V183H229ZM235 184V183H234ZM50 185L52 187H54V189H52L50 187ZM123 184H121L120 186H122ZM158 185V184H157ZM164 185V184H163ZM168 185V184H167ZM173 185V183H172ZM180 185V184H179ZM183 185V184H182ZM181 185V186H182ZM185 185V184H184ZM187 185V184H186ZM189 185V184H188ZM211 185V184H210ZM220 185V184H219ZM228 185V184H227ZM119 186V185H118ZM128 186V185H127ZM131 186V185H130ZM129 186V187H130ZM177 186V185H176ZM191 186V185H190ZM198 186V185H196ZM206 186V185H205ZM231 186V185H230ZM151 187V186H150ZM186 187V186H185ZM228 187V186H227ZM53 191H48V189ZM122 187H120L121 189ZM142 188V187H141ZM162 188V187H161ZM191 188V187H190ZM198 188V187H197ZM221 188V187H220ZM46 189V190H45ZM113 189V190H112ZM119 189V190H120ZM133 189V188H132ZM130 190H126V191H131ZM193 189V188H192ZM201 189V188H200ZM116 190H118L116 188ZM124 190V188H123ZM124 190V192H125ZM143 190V188H142ZM149 190V189H148ZM151 190V189H150ZM155 190V189H154ZM153 190V191H154ZM198 190V189H196ZM112 191V192H111ZM122 191V190H121ZM136 191V190H135ZM229 191V190H228ZM134 192V190H133ZM132 192V193H133ZM137 192V191H136ZM135 192V193H136ZM139 192V191H138ZM200 192V191H198ZM197 192V193H198ZM231 192V191H230ZM140 196L141 191L139 192ZM202 193V192H201ZM207 193V191H206ZM124 194V195H123ZM127 194H129L127 192ZM195 194V193H194ZM199 194V193H198ZM205 194V192L203 193ZM201 194V195H203ZM123 195V196H122ZM192 195V194H191ZM200 195V194H199ZM206 195V194H205ZM116 196H118L117 198H122V200H120L121 202L124 203H120L119 199L116 198ZM120 196V197H119ZM131 196V195H129ZM139 196V197H140ZM215 196V195H214ZM222 196V195H220ZM231 196V195H230ZM118 200V204L117 200ZM133 197V196H132ZM144 197V196H142ZM223 197V196H222ZM130 198V197H129ZM128 198V199H129ZM189 197H187L188 199ZM204 198V197H202ZM239 198V197H238ZM143 199V198H141ZM125 200V199H124ZM190 200V199H189ZM208 200V198H207ZM212 200V199H210ZM127 201V200H125ZM137 201V200H136ZM140 201V200H139ZM202 201V200H201ZM141 202V201H140ZM191 202V201H190ZM132 203V202H131ZM47 204V203H45ZM117 204V205H116ZM192 204V202H191ZM190 204V205H191ZM212 203H209L208 201L206 203H203L201 205H198V209H200L201 211H205L203 212V214H205V216L207 217L208 215V211H206L207 209H209L210 205ZM216 204V203H214ZM44 205V204H43ZM119 208L120 211L117 212V216L115 217V213H113V211H115L114 209ZM134 205V204H133ZM132 205V206H133ZM193 206V205H192ZM218 206V205H215ZM122 208V209H123ZM192 208V207H191ZM194 208H196L194 206ZM116 209V211H117ZM127 209V208H126ZM196 209V211L198 210ZM203 209V210H202ZM214 209V208H213ZM200 210H198L197 212H199ZM195 211V212H196ZM217 211V210H216ZM123 212V211H122ZM192 212V211H190ZM202 214V212H200ZM200 213H198V216L201 215ZM211 213V212H210ZM121 214V213H120ZM190 214V213H189ZM212 214V213H211ZM187 214H184V216ZM195 215H197L195 213ZM210 215V214H209ZM209 215L207 217V220H209ZM221 215V214H220ZM72 216V217H70ZM120 216V215H119ZM122 217V216H120ZM188 217V216H187ZM190 217V215H189ZM188 217V218H189ZM191 217L193 218H187L188 220H191V229L187 228L188 230H191L190 232H192L193 236L196 237V239L199 242V246H203L206 247V251L204 252V259H202V257H198L196 259H194L195 261H193L192 263H188V259H186L185 257L181 256V254H179L177 257L178 260L175 261L174 263L170 264H241L240 263V259L241 255L240 254H236L234 252L235 248L237 245H241L240 243H236L235 245L233 243H231L229 240V238H227L228 240H226V238H222L215 229L217 228H213L211 227V230H207V233L201 234V232H199L198 230V218H194V212H193V216L191 215ZM196 217V216H195ZM214 216H212L211 218H213ZM114 218V220L112 219ZM119 218V217H118ZM123 218V217H122ZM125 218V216H124ZM128 218V217H127ZM205 218V217H204ZM232 218V217H229ZM113 221H112V220ZM121 219V218H120ZM126 219V218H125ZM124 219V220H125ZM185 219V217H184ZM185 219V220H187ZM203 219V217H202ZM206 219V218H205ZM227 219V218H226ZM235 219V218H234ZM112 222H111V221ZM123 220V219H122ZM206 220V221H207ZM209 220L208 222H211ZM236 220V219H235ZM204 221V220H203ZM222 221V220H221ZM227 221V220H225ZM190 222V221H189ZM200 222V220H199ZM205 222V221H204ZM203 222V223H204ZM235 222V221H234ZM56 219L55 216L53 217H49L48 221H46V228H47V233H48V238H46L45 240H47L46 244L48 245V252L46 253L45 257L40 261L39 264H76V262H74L70 256V258L67 257V255L65 256L64 254H60V256L58 254H56L55 250L57 247H60L59 245L54 249V242L56 238ZM181 223V222H180ZM213 223L215 224V222L213 221ZM229 223H233V222H229ZM185 224V223H184ZM202 223H200L201 225ZM207 224V223H206ZM209 224V223H208ZM224 224V223H223ZM236 224V223H235ZM234 224V225H235ZM176 225V224H175ZM210 225V224H209ZM212 225V224H211ZM210 225V226H211ZM234 225H232L234 227ZM174 226V225H173ZM203 226V225H202ZM206 226V225H205ZM214 226V225H213ZM227 226V223H226ZM231 226V228H232ZM237 226V224H236ZM201 227V226H200ZM204 227V226H203ZM177 228V226H176ZM179 228V227H178ZM207 228V227H206ZM205 228V229H206ZM209 228V227H208ZM221 228V227H220ZM72 229V228H71ZM204 229V228H203ZM214 229V230H213ZM229 225H228V230H229ZM233 229V228H232ZM231 229V230H232ZM235 229V228H234ZM238 231V228H236ZM74 230V228H73ZM174 230V229H173ZM177 230V229H176ZM179 230V229H178ZM185 230V229H184ZM230 230V232H231ZM187 231V230H186ZM206 231V232H207ZM219 231V230H218ZM176 232V231H175ZM189 231L185 232L188 234ZM233 233L229 234L231 239L232 236L236 233V231H232ZM241 232V230H240ZM240 232L235 236H238L237 238H239ZM73 233V232H72ZM70 233V234H72ZM184 233V234H185ZM221 233V231H220ZM183 234V235H184ZM191 234V233H189ZM207 234V235H205ZM73 235V234H72ZM70 235V236H72ZM175 235V234H174ZM181 235V234H180ZM228 235V236H229ZM232 235V236H231ZM61 236H63L61 234ZM67 236V235H66ZM65 236V237H66ZM97 236V235H96ZM177 236V234H176ZM179 236V235H178ZM188 236V235H186ZM184 236V237H186ZM233 236V237H235ZM243 236V235H242ZM226 237V236H225ZM69 238V237H68ZM73 238V237H72ZM71 238V239H72ZM73 238V240H74ZM191 238V237H190ZM193 238V237H192ZM235 238V239H237ZM64 239V237H63ZM63 239H60L63 241ZM67 239V238H66ZM103 239V237H102ZM189 239V238H187ZM186 239V240H187ZM242 239V238H241ZM72 240V241H73ZM104 240H106V238L104 237ZM184 240V239H183ZM240 240V239H239ZM57 241V240H56ZM59 241V239H58ZM81 241V242H80ZM175 242V241H174ZM190 242V241H189ZM192 242V241H191ZM190 242V243H191ZM195 242V241H193ZM238 242V240H237ZM240 242V241H239ZM57 243V242H55ZM61 243V241H60ZM65 243V242H62ZM107 245H110V241L106 240ZM185 243V241H184ZM187 243V242H186ZM72 244V242H71ZM74 244V243H73ZM72 244V245H73ZM189 244V243H188ZM231 244H233L234 246H232ZM46 245V246H47ZM54 245V246H53ZM82 245V246H83ZM88 245H91L90 242ZM106 245V244H105ZM187 245V244H186ZM194 245V244H193ZM62 246V244H61ZM74 246V245H73ZM195 246H196V242H195ZM63 247V246H62ZM61 247V248H62ZM66 246H64L65 248ZM81 247V246H80ZM87 247V246H86ZM89 247V246H88ZM192 247V246H191ZM201 247V248H203ZM68 249V247H66ZM77 248V247H75ZM239 248H241L239 246ZM236 248V249H239ZM58 249V248H57ZM66 249V250H67ZM72 249V248H71ZM78 249V248H77ZM60 250V248H59ZM61 250H65V249H61ZM60 250V251H61ZM70 250V249H69ZM204 250V249H203ZM72 251V250H71ZM202 251V250H201ZM240 251V249H239ZM236 251V252H239ZM58 252V251H57ZM62 252V251H61ZM60 252V253H61ZM68 252V251H67ZM70 252V251H69ZM73 252V251H72ZM75 252V251H74ZM64 253V252H62ZM71 253V252H70ZM76 253V252H75ZM158 253V252H157ZM240 253V252H239ZM67 254V253H66ZM72 254V253H71ZM69 254V255H71ZM259 254V253H258ZM58 255V257H57ZM74 255V254H72ZM71 255V256H72ZM152 255V254H150ZM61 256L62 259H61ZM243 256V255H242ZM245 257V256H244ZM192 258V257H190ZM152 259V258H150ZM157 259V258H156ZM165 259V258H164ZM192 260V259H190ZM171 261V260H170ZM245 261V260H244ZM156 262V260H155ZM166 262V261H165ZM165 262H162V264H166ZM243 262V261H242ZM149 263V262H148ZM253 264V263H252Z\"/></svg>","mask_w":264,"mask_h":264},{"label":"water","instance_id":"3","mask_svg":"<svg viewBox=\"0 0 264 264\" xmlns=\"http://www.w3.org/2000/svg\"><path fill=\"white\" fill-rule=\"evenodd\" d=\"M85 10L97 16L105 23V30L110 36H116L122 32L131 31L133 35L139 34V22L129 0H80ZM164 0H140L148 13L150 20H157L163 26V43L159 48L166 56L171 53L170 47L174 46L172 36L178 35L181 39L185 35L192 36V31L202 32L206 35L216 36L219 40L220 51L230 48L223 39V33L214 35L212 31L201 29L193 23L176 20L175 13L184 9L196 10L197 1L193 0L185 8L174 6L165 10ZM44 9L37 7V11L31 8L19 9L12 17L8 12L7 0H0V44L6 36L20 34L24 37L28 28L33 32L34 38L40 40L35 58L38 59V69L34 71L36 77L47 68L63 69L68 81L76 79L78 87L64 91L55 98V103L49 110L51 120L45 123L49 130L57 121H64L65 128L72 127L76 122L75 136L83 131L90 130L92 124L99 122L104 125L107 132L113 122L118 125L126 123L131 129L141 118L154 119L164 122L171 119L181 124L186 107L177 112H162L154 103L142 106L123 107L120 99L114 95V89L121 83L130 81L132 86H138L142 92L151 96L152 90L145 88L138 77L131 70L115 68L107 61L100 67L91 66L96 58L94 48L81 49V44L73 39L68 31H51L40 23ZM2 66L0 64V70ZM6 97L3 108L7 121L13 124L15 121L14 108L18 104L28 103L26 93L18 86L4 81L0 75V97ZM20 182L25 185L21 195L22 205L15 215L7 211V202L10 193H6L0 201V264H39L43 259L42 249L45 248L47 235L46 218L52 213L60 212L59 208L41 209L32 212L29 198L32 195L34 184L33 173L29 170ZM180 203V192L172 200L171 208L166 209V214L161 215L148 228L150 217H131L128 223L118 227L107 229L116 237L117 248L107 249L104 244L100 246V252H90L83 257L81 264H96L101 261L113 260L129 262L134 258L132 252L133 240L137 237L146 242H153L155 249L159 247L163 254L170 260L177 252L189 256L192 252L183 243H170L164 240L162 231L174 220Z\"/></svg>","mask_w":264,"mask_h":264}]
</instances>
